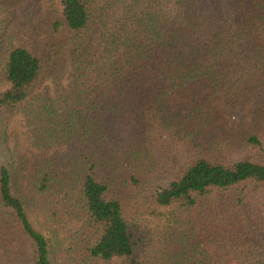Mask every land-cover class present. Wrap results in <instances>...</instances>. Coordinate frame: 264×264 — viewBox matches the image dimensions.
<instances>
[{
  "label": "trees",
  "instance_id": "trees-1",
  "mask_svg": "<svg viewBox=\"0 0 264 264\" xmlns=\"http://www.w3.org/2000/svg\"><path fill=\"white\" fill-rule=\"evenodd\" d=\"M0 264H264V0H0Z\"/></svg>",
  "mask_w": 264,
  "mask_h": 264
},
{
  "label": "rangeland",
  "instance_id": "rangeland-1",
  "mask_svg": "<svg viewBox=\"0 0 264 264\" xmlns=\"http://www.w3.org/2000/svg\"><path fill=\"white\" fill-rule=\"evenodd\" d=\"M248 112L249 108L244 113H236L229 122V127L234 129L239 122L244 119L246 120ZM28 134L29 128L25 124L21 114L17 115L8 128L9 146L11 149H18L21 152L23 159L27 161V169L22 172V176L20 177L24 184H26V178L35 170L39 160L43 158L62 156L66 151L64 148L43 151L34 149L28 143ZM33 215L41 225H45V221L36 214L35 210H33ZM69 230L72 231L71 229H60L58 233L66 235Z\"/></svg>",
  "mask_w": 264,
  "mask_h": 264
}]
</instances>
